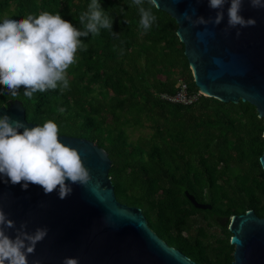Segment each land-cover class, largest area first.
Returning <instances> with one entry per match:
<instances>
[{
  "label": "trees",
  "instance_id": "1",
  "mask_svg": "<svg viewBox=\"0 0 264 264\" xmlns=\"http://www.w3.org/2000/svg\"><path fill=\"white\" fill-rule=\"evenodd\" d=\"M88 0H0V15L59 11L79 26ZM113 19V37L102 29L83 37L68 71L70 87L13 96L0 83V106L20 100L29 121L55 120L60 134L88 138L111 160L117 198L143 210L149 226L169 245L199 264H231L232 233L211 242L194 231L201 223L253 209L264 216V118L250 102H224L201 94L191 104L172 102L179 78L198 93L176 20L153 8L147 32L130 0H102ZM147 6V5H146ZM123 9V11H121ZM123 49V54L120 50ZM148 124V135L131 138L129 127ZM212 209L196 208L185 191Z\"/></svg>",
  "mask_w": 264,
  "mask_h": 264
},
{
  "label": "water",
  "instance_id": "2",
  "mask_svg": "<svg viewBox=\"0 0 264 264\" xmlns=\"http://www.w3.org/2000/svg\"><path fill=\"white\" fill-rule=\"evenodd\" d=\"M157 8L177 22V34L185 46V55L194 82L203 95L224 102L240 100L253 104L264 118V8H254L243 0L241 13L254 17L255 25L227 29V7L220 24L193 25L184 19L214 17L208 0H157ZM33 127L20 100L0 106V116ZM23 131V129H20ZM264 136V135H263ZM65 143L77 147L89 169L85 184H72V191L59 198L57 191L45 193L42 186L6 183L0 178V208L14 219L15 227L27 223V230L46 226L48 233L29 254V262L63 264L67 256L79 258V264H199L180 249L169 245L150 226L143 210L121 202L110 176L112 160L94 141L60 134ZM264 169V152L260 158ZM186 196L199 209H212L189 191ZM234 260L231 264H264V216L253 209L235 214L229 228ZM15 235L14 229L8 230Z\"/></svg>",
  "mask_w": 264,
  "mask_h": 264
},
{
  "label": "clouds",
  "instance_id": "3",
  "mask_svg": "<svg viewBox=\"0 0 264 264\" xmlns=\"http://www.w3.org/2000/svg\"><path fill=\"white\" fill-rule=\"evenodd\" d=\"M226 3V30L235 28L239 35L240 29L255 25L254 17L245 18L241 13L243 0H208L209 8L216 10L214 17L193 18L185 12L184 19L193 25H218L224 18ZM250 4L264 8V0H250ZM131 5L139 14V27L147 32L157 21L153 12L157 0H130ZM113 19L102 0H88L86 10L79 14V26L59 11L0 16V83L13 96L24 86L23 95L29 98L36 92L69 89L67 70L76 63L78 51L88 47L82 38L97 36L102 29L117 37ZM120 52L123 54L122 48ZM59 137V125L53 119L28 127L8 114L0 116V178H5L6 183H21L25 189L34 183L42 186L46 194L56 190L59 198H65L71 193L72 184H85L90 179V172L80 150ZM15 223L0 208V264H30L29 254L48 233L46 226L29 231L26 222L19 227ZM9 229H14L15 235ZM32 264L41 262L35 260ZM63 264H79V258L67 256Z\"/></svg>",
  "mask_w": 264,
  "mask_h": 264
},
{
  "label": "rangeland",
  "instance_id": "4",
  "mask_svg": "<svg viewBox=\"0 0 264 264\" xmlns=\"http://www.w3.org/2000/svg\"><path fill=\"white\" fill-rule=\"evenodd\" d=\"M13 8L11 7L9 10H6L2 15H13ZM151 132V129L148 124L142 126H133L129 127V133L131 138L136 139L138 136L141 135H148ZM233 217V216H232ZM231 218H222L221 223L215 222L214 226H207L206 222L201 223L198 227H194L193 230L196 231L198 234H201L205 239L210 240L211 242H215L216 239L219 238H226L228 232L224 230L225 228H230V224L232 221Z\"/></svg>",
  "mask_w": 264,
  "mask_h": 264
},
{
  "label": "built area",
  "instance_id": "5",
  "mask_svg": "<svg viewBox=\"0 0 264 264\" xmlns=\"http://www.w3.org/2000/svg\"><path fill=\"white\" fill-rule=\"evenodd\" d=\"M176 86L178 90L174 94H162V97L172 102L191 104L203 94L200 90L198 93H190L188 84L182 78L178 79Z\"/></svg>",
  "mask_w": 264,
  "mask_h": 264
}]
</instances>
